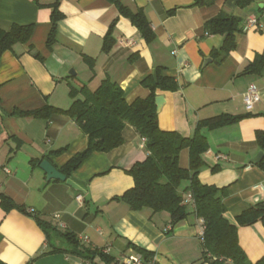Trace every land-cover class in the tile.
<instances>
[{"label":"crops","instance_id":"obj_1","mask_svg":"<svg viewBox=\"0 0 264 264\" xmlns=\"http://www.w3.org/2000/svg\"><path fill=\"white\" fill-rule=\"evenodd\" d=\"M194 2L0 0L1 29L34 25L30 41L15 44L0 59V193L27 209L26 213L5 211L0 205V260L7 264H122L119 258L133 252L157 264H211L202 262L204 221L196 214L172 224L166 211L132 210L119 199L135 184L129 170L149 154L145 138L132 125L124 128L122 145L92 153L68 177L84 189L77 191L66 181L48 180L40 164L48 159L60 170L88 147V135L65 113L48 118L14 113L46 105L68 109L73 103L72 87L95 90L105 79L119 84L126 100L133 102L150 95L142 81L158 73L178 84L177 90L157 91V96L165 97L158 112L163 130L193 137L203 120L249 114L235 124L200 128L209 149L203 154L206 164L199 177L204 183L226 187L225 217L238 226V240L248 260L256 263L264 256L263 221L246 226L237 222L247 209L264 206V167L250 162L263 150L256 132L264 130V65L253 64L255 57L264 55V0H251L245 6L238 5V0H216L205 6ZM55 3L62 17L50 47L47 39ZM120 5L144 11L153 30L151 39L122 14ZM223 12L241 19L242 30L235 35L236 47L218 61L213 51L222 48L226 34L209 33L205 26ZM251 17L258 25L245 31L243 26ZM108 33L115 43L104 52ZM87 57L93 59L92 66ZM252 84L261 99L248 110L244 95ZM180 165L189 167V149L181 151ZM36 217L114 259L48 253L52 246ZM61 241L51 243L68 247L67 241L66 246ZM222 264L234 263L229 259Z\"/></svg>","mask_w":264,"mask_h":264},{"label":"trees","instance_id":"obj_2","mask_svg":"<svg viewBox=\"0 0 264 264\" xmlns=\"http://www.w3.org/2000/svg\"><path fill=\"white\" fill-rule=\"evenodd\" d=\"M216 0H195L194 5L205 6ZM251 0H238V5L245 6ZM52 29L47 39L48 46L55 41L56 23L62 17L58 3L53 4ZM122 14L129 16L142 34L151 39L153 30L144 11L138 9L133 12L120 5ZM241 19L234 15L221 13L206 23V30L213 34H226L224 45L220 50L213 51L218 61H223L231 50L236 47L235 35L241 32ZM34 33V25L15 24L10 30L0 28V59L7 50H12L17 43L30 41ZM115 40L108 33L104 38L103 51L109 52ZM257 68L263 67L264 55L255 57ZM93 65V59L86 58ZM142 84L150 89L146 98H137L128 102L119 84L109 79L103 80L101 85L90 90L87 86L77 89L72 87L70 94L73 103L68 109H61L51 105L33 111H14L21 116L34 118H48L54 113H65L71 116L80 129L88 135V147L74 155L60 171L68 177L94 152H109L122 145L123 130L126 125H132L146 140L147 158L135 164L129 173L134 177L135 184L123 193L119 199L127 202L132 210L149 208L153 212L166 211L170 214L171 223L176 224L194 213L204 221L203 263L222 264L232 260L234 264H264V256L256 263L248 260L244 249L238 240V226L226 217L224 197L226 187L219 188L213 184L204 183L199 175L205 166L203 154L209 149L207 138L200 133L202 126L217 128L238 123L248 115L221 114L199 123L193 137H185L175 131L163 130L159 126L156 97L158 90L174 91L178 84L173 77L158 73L149 75ZM258 145L264 150V130L256 132ZM189 149V167L180 165V153ZM37 162H40L37 160ZM264 167V158L259 163ZM217 170V167L213 168ZM189 196L191 200L188 201ZM0 205L5 211L18 209L27 212L24 206L18 205L9 195L0 193ZM43 229L52 249L48 253L64 251L86 259H94L100 255L104 260L111 261L110 255L93 250L82 245L71 232H61L51 222L36 217ZM264 223V206L251 207L237 217L238 225L246 226L257 221ZM63 239L68 247H59L51 241ZM215 259H212V258ZM224 260V261H220ZM0 264H7L0 260Z\"/></svg>","mask_w":264,"mask_h":264},{"label":"built area","instance_id":"obj_3","mask_svg":"<svg viewBox=\"0 0 264 264\" xmlns=\"http://www.w3.org/2000/svg\"><path fill=\"white\" fill-rule=\"evenodd\" d=\"M258 25V21L251 17L247 20V22L244 24L243 29L245 31H247L248 29L254 27ZM261 96H260V92L257 89V87L252 84L250 85V87L248 88L247 92L244 95V101H245V105L247 107L248 110H251L254 106V104L258 101H260ZM79 199L82 198V195H80L78 197ZM191 200V197L189 196L188 201ZM31 214L35 213L34 209H29L28 211ZM204 231H205V227L203 225L202 229H201V233H200V237L202 239V241L204 240ZM106 252H108V250L106 249ZM119 261L122 264H157L155 260H151V261H145L143 260V258L138 255L137 253H129V254H125L122 255L121 258H119Z\"/></svg>","mask_w":264,"mask_h":264},{"label":"water","instance_id":"obj_4","mask_svg":"<svg viewBox=\"0 0 264 264\" xmlns=\"http://www.w3.org/2000/svg\"><path fill=\"white\" fill-rule=\"evenodd\" d=\"M72 74V72H70ZM165 102V97L163 95H159L156 97V105L157 112H160ZM264 158V150H260L253 158H251L250 162L253 164H259ZM40 167L46 172L47 179H57L61 181H66L69 185H71L77 191H84V189L76 183L71 178H68L66 174L57 169L48 159H45L41 162Z\"/></svg>","mask_w":264,"mask_h":264},{"label":"rangeland","instance_id":"obj_5","mask_svg":"<svg viewBox=\"0 0 264 264\" xmlns=\"http://www.w3.org/2000/svg\"><path fill=\"white\" fill-rule=\"evenodd\" d=\"M61 244H62L63 246H66V245H67L66 240L61 241Z\"/></svg>","mask_w":264,"mask_h":264}]
</instances>
